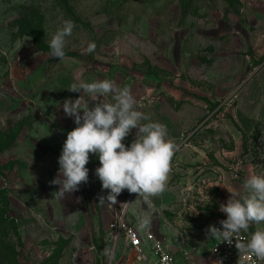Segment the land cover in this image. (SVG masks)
Wrapping results in <instances>:
<instances>
[{"label":"rangeland","instance_id":"rangeland-1","mask_svg":"<svg viewBox=\"0 0 264 264\" xmlns=\"http://www.w3.org/2000/svg\"><path fill=\"white\" fill-rule=\"evenodd\" d=\"M68 19L65 57L52 58L49 42ZM104 79L130 88L135 109L179 146L166 190L136 194L127 209V190L100 201L108 190L91 153L78 191L57 199L49 184L76 127L62 103L81 93L68 89ZM253 174L264 176V0H0V264H131L108 238L122 210L141 235L177 246L226 219L219 205L245 195ZM257 229L264 222L247 232Z\"/></svg>","mask_w":264,"mask_h":264},{"label":"clouds","instance_id":"clouds-1","mask_svg":"<svg viewBox=\"0 0 264 264\" xmlns=\"http://www.w3.org/2000/svg\"><path fill=\"white\" fill-rule=\"evenodd\" d=\"M74 28L71 19L63 21V26L49 42L52 58L62 60L65 57V38L71 36ZM30 39L29 36L26 40ZM95 48V42H90L86 51L92 53ZM68 90L81 95L62 103L64 114L73 118L76 127L67 133L58 157V173L49 181L50 185L59 186L56 198L64 199L88 182L86 165L90 162V153L99 159L95 175L101 181L102 190H108L106 198L101 196L100 201L117 203V197L124 190L146 200L162 194L167 187L172 158L179 149L175 142L167 139L166 126L150 121L136 110L130 88H119L115 81L73 83ZM108 94H112L114 103L104 102L103 97ZM92 101L95 103L90 107ZM133 129L137 130L135 138L126 146L123 141ZM243 188L245 195L229 191L227 202L219 205V211L226 214V219L219 221L222 230L209 225L206 235L229 245L235 239L240 255H254L264 261V230L257 229L245 242L236 239L242 230L248 231L250 223L264 222V176L250 175ZM150 223V216L142 214L139 227L145 229Z\"/></svg>","mask_w":264,"mask_h":264},{"label":"built area","instance_id":"built-area-1","mask_svg":"<svg viewBox=\"0 0 264 264\" xmlns=\"http://www.w3.org/2000/svg\"><path fill=\"white\" fill-rule=\"evenodd\" d=\"M124 213L125 210H122L109 225L108 238L115 251L121 242L123 254L130 252L131 264H264L254 255H240L235 247V239L229 245L217 238L211 240L206 234L191 242L179 235L175 239L177 246L168 245L148 230L141 235L126 222ZM219 221L213 219L211 225L222 230ZM250 236V233L242 230L236 239L245 242Z\"/></svg>","mask_w":264,"mask_h":264},{"label":"crops","instance_id":"crops-1","mask_svg":"<svg viewBox=\"0 0 264 264\" xmlns=\"http://www.w3.org/2000/svg\"><path fill=\"white\" fill-rule=\"evenodd\" d=\"M168 181H169V177H168ZM194 233H196V230L192 233V235H189L191 234L189 232L185 233V236H186L185 238H187L188 241H191V239L193 240L197 239V235Z\"/></svg>","mask_w":264,"mask_h":264},{"label":"water","instance_id":"water-1","mask_svg":"<svg viewBox=\"0 0 264 264\" xmlns=\"http://www.w3.org/2000/svg\"><path fill=\"white\" fill-rule=\"evenodd\" d=\"M135 196H136V194L133 193V195H132L131 198H130V201H129L128 204L126 205V209L128 208V206H129L130 202L133 200V198H135Z\"/></svg>","mask_w":264,"mask_h":264}]
</instances>
